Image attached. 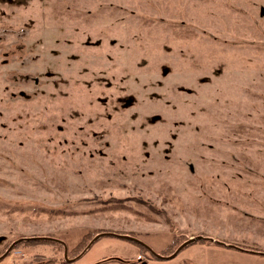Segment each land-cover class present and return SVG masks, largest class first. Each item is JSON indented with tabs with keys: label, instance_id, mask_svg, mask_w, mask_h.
<instances>
[{
	"label": "rangeland",
	"instance_id": "1",
	"mask_svg": "<svg viewBox=\"0 0 264 264\" xmlns=\"http://www.w3.org/2000/svg\"><path fill=\"white\" fill-rule=\"evenodd\" d=\"M263 253L264 0H0V264Z\"/></svg>",
	"mask_w": 264,
	"mask_h": 264
},
{
	"label": "water",
	"instance_id": "2",
	"mask_svg": "<svg viewBox=\"0 0 264 264\" xmlns=\"http://www.w3.org/2000/svg\"><path fill=\"white\" fill-rule=\"evenodd\" d=\"M103 235H112V236H115V237H118V238H122V239L133 240V241H135V242H137V243L143 245L144 247H146L143 243L139 242L138 240H136V239L133 238L132 236L130 237V236H128V235H120V234H115V233H100V234L96 235V236L90 241V243H89V245H88L87 247H89L90 244H91L94 240H96L97 238H99L100 236H103ZM42 238H46V237H42ZM24 239H25V238H24ZM49 239H50V238H49ZM199 239H202V237H201V236H196V237H192V238L188 239L187 241H185L184 243H182L181 246L178 247V248L176 249V251H175L173 254H171L170 256H167V257H164V256H161V255L154 254V253H152V251H151V253H152L153 255H155L156 257H158V258L170 259V258L174 257V256L177 254V252H178L183 246H185V245H187V244H189V243H192L193 241L199 240ZM20 240H21V239H20ZM53 240H55V239H53ZM56 241H59V240H56ZM59 242H61V241H59ZM14 244H15V242L11 244V246L6 250V252L3 254V256H5V254H7V253L10 251L11 247H12ZM229 247L239 249V247H237V246H235V245H229ZM146 248L148 249V247H146ZM148 250H149V249H148ZM149 251H150V250H149ZM263 254H264V253H263Z\"/></svg>",
	"mask_w": 264,
	"mask_h": 264
},
{
	"label": "flooded vegetation",
	"instance_id": "3",
	"mask_svg": "<svg viewBox=\"0 0 264 264\" xmlns=\"http://www.w3.org/2000/svg\"><path fill=\"white\" fill-rule=\"evenodd\" d=\"M130 241H132L133 243L137 244L138 246L144 248L145 250H148V249H147L146 247H144L143 245H141V244H139V243H137V242H135V241H133V240H130ZM231 248H232V247H231Z\"/></svg>",
	"mask_w": 264,
	"mask_h": 264
}]
</instances>
